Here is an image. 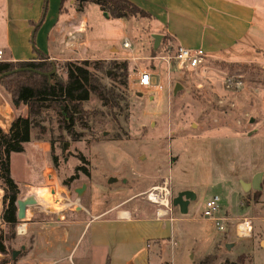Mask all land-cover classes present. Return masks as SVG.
<instances>
[{
    "label": "rangeland",
    "instance_id": "1",
    "mask_svg": "<svg viewBox=\"0 0 264 264\" xmlns=\"http://www.w3.org/2000/svg\"><path fill=\"white\" fill-rule=\"evenodd\" d=\"M92 6L86 10L91 29L81 32L85 7L81 15L75 0L63 2L57 23L65 27L63 36L59 46L52 36L49 56L56 60L47 59L54 63L58 77L63 76L59 70L63 62L102 58L110 55L112 45L118 47V54H174V48L160 50L158 45L153 49L146 28L141 31L147 22L144 15L132 12L139 23L132 18L131 29L123 32L109 25L120 23L118 19L106 20L99 12L100 19L107 22L94 25L98 8ZM48 9L47 2L45 15ZM58 9L59 0L55 16ZM139 32L140 38L136 35ZM124 41L129 47H123ZM152 62L154 70L142 59L140 67L132 71L128 68L126 86L110 79V71L103 74L102 82L115 83L125 101L120 109L111 110L100 106L91 94L83 103L82 121L73 127L75 139L60 128L56 108L39 114L38 126L23 152L10 156L11 177L18 187L16 200L29 196L35 199V204L26 206L28 214L22 220L28 224V233L19 238L14 228L0 231L5 248L0 264H15L21 256L34 253L31 248L35 244L38 249L34 250L55 264H198L211 251L216 253L213 264H264V67L207 59L195 69L179 65L172 58L169 65L159 58ZM142 68L154 74V87L138 86ZM229 79L239 84L228 86ZM175 85L179 86L176 92ZM0 90L12 103L1 83ZM15 108L27 111L23 105ZM79 166L88 174L77 170ZM256 174L260 175L259 188L243 191L239 180L251 182ZM72 175L75 177L70 180ZM164 178L170 182L172 199L182 191L178 190L180 186L198 191L186 214L173 215L174 221H159L142 213L133 221L89 222L112 205L133 210L132 216L142 207L149 208L141 200L144 191L133 200H124L137 183L146 179L158 184ZM81 187L82 192L77 194L76 189ZM3 193L0 180V212ZM214 195L220 207L214 216L226 221L202 216L205 202ZM114 216L111 212L107 217ZM244 219L251 224L248 235L239 229ZM63 232L67 233L64 241ZM94 232H99L107 244L92 246L89 240ZM156 238H163L160 246L156 253L149 247L143 261L138 254L143 253L148 240ZM71 240L72 244L77 242L76 246L65 251ZM12 251H18L14 258ZM133 255L137 257L129 262ZM63 257L64 261H59Z\"/></svg>",
    "mask_w": 264,
    "mask_h": 264
},
{
    "label": "crops",
    "instance_id": "2",
    "mask_svg": "<svg viewBox=\"0 0 264 264\" xmlns=\"http://www.w3.org/2000/svg\"><path fill=\"white\" fill-rule=\"evenodd\" d=\"M60 1L61 0H59V7ZM127 1L131 2L136 7L142 9L145 12L147 22L142 24L141 31L146 28L145 34L148 36V41L152 38L153 34L161 35V39L159 42L160 50L163 47L176 49L178 46L186 47L190 51L201 49L205 54V60L207 59L212 61L237 64L248 63L264 67V45L262 43L264 40V0ZM47 2L49 3V9L46 15L44 14V17L42 18L43 8L47 4ZM57 5L58 0H0V49L3 50L4 61L19 62L27 60H37L43 56H46L47 59L52 61L56 60V58H54L53 56H49L51 52L50 42L53 36L56 40V44L59 46V42L61 40V37L63 36V30L65 28L63 25L57 26L60 17L59 9L57 12V16H55ZM90 6L96 8V10L98 8V10L95 12L96 19L93 22L94 25L95 23L103 24L107 22L100 19V15L98 14V12L102 13L106 20L118 19L120 23L108 24L114 28L121 29L123 32L131 29L130 20H132V18H134V20L139 23L137 18L133 16L111 18L105 15V13H103V11L97 4L88 3L85 5V19H82V16L80 18L82 26L81 32L84 31V28L85 31L88 28L91 29V27L89 26V24L92 25L90 23L91 20L89 19V15L86 14V10ZM83 9L79 12L81 15L83 14ZM41 18L42 20L41 22H39ZM35 27V34L34 37H32ZM53 32H55L54 35ZM136 35L139 38L142 37L140 32ZM111 39L113 41L115 38ZM136 50L139 51V49L137 48ZM85 51L86 53L88 52L87 50ZM109 53L110 55H106L102 58L86 59L87 57H85V60L127 61V67L130 71H132L135 67H140L139 61H141L142 59L149 61L148 64L150 66V69L154 70L155 66L152 64V61L154 59H158L160 56L159 54V56L145 55L143 57L136 55L118 54L119 49L115 45L109 46ZM144 69L145 68H142L141 70L148 72ZM150 73L149 74L151 75V81L154 84L155 76L152 72ZM23 107L25 108L26 106L23 105ZM26 114L27 111L24 113L22 112V110H18L17 108H15L12 103L7 102V99L4 97L2 90H0V120H3L0 121L1 128H7V126L14 118H16L17 116H26ZM125 180V177H123L122 183H124ZM156 183L157 182L154 180L147 181L146 179L139 184L137 183L135 187L131 188L132 192L124 201H129L137 198L138 195H141L143 191H146ZM180 187L181 188L178 190L185 189L192 191L195 194V198L198 195L197 190L187 189L183 186ZM141 200L144 201V203L149 208L144 209V207H142V209L136 215L132 216V213L134 212L133 210L124 207L122 208L120 207V205H112L96 213L95 216L89 219V222L91 220H99L101 221V224H104L106 222L112 221L113 219L133 221L134 218L139 219L142 216V213H145L144 216H149L150 214V216L153 218V205L145 201L143 197H141ZM190 202L191 201H189L187 205V211L188 208L190 209ZM172 209L174 216L176 214L182 215L179 212L178 207L173 206ZM111 212H115V216L114 218L109 219L107 216ZM27 214L28 212L25 210V217ZM175 219L176 218H174V220ZM24 223L26 232L25 234H23L24 236L17 235L19 238L25 237V235L28 233V224L25 221ZM5 228L10 229L7 224L1 221L0 231L2 229L4 230ZM82 231H85V224H83ZM82 231L77 236V240L83 234ZM63 233L61 239H63L64 241L67 233ZM235 233L236 235H238L237 230ZM60 234L61 232L57 233L56 235L58 236ZM155 240H158L159 243H155ZM161 240H163V238H156L150 241L148 240L145 244L143 253L138 254L139 258H143L144 261L146 253L148 251L147 249L149 247H154L153 252L156 253V247L160 246ZM89 241H91L90 243L92 246L107 244L106 239L100 236L99 232H94V236ZM76 244L77 242H74L72 244L71 240L69 246L65 247V251L66 249L67 251H70L74 247V245L76 246ZM36 245L37 244H35L34 246L32 245L31 248L33 249L34 253L26 256H21L20 258H18L15 264L56 263L52 262V259L50 261L47 260V257L45 255H42L41 251L36 252L34 250L38 249L36 248ZM64 257L59 261H64ZM136 257L137 255H133L128 259V261L134 262V258ZM143 261H141V263ZM66 264L68 263L66 262ZM70 264L75 263L70 262Z\"/></svg>",
    "mask_w": 264,
    "mask_h": 264
},
{
    "label": "trees",
    "instance_id": "3",
    "mask_svg": "<svg viewBox=\"0 0 264 264\" xmlns=\"http://www.w3.org/2000/svg\"><path fill=\"white\" fill-rule=\"evenodd\" d=\"M63 2L64 0L60 1L59 14ZM76 2L77 10L80 11L88 3L97 4L103 13L111 18L132 16V12L145 16L142 9L127 0H76ZM45 12L46 5L43 8L42 18ZM35 30L36 27L32 37ZM52 64L54 63L48 61L46 56L37 60L19 62L0 61V83L10 94L12 104L24 105L27 108L26 116H17L7 128L0 127V180L4 190L0 218L11 229H15L17 223L15 202L18 187L11 177L10 156L12 153L23 152L24 144L31 140L32 130L38 126L39 114L44 110L56 108L60 128L75 139L73 127L78 121H82L83 103L91 94L96 96L100 106L111 110L120 109V103L125 101V98L117 92L114 81V84L106 85L102 82L101 76L110 71L108 75L110 79H118L119 83L126 86L128 77L126 61H65L59 66V70L63 73L62 77L57 76L56 70L49 77L36 72H50ZM15 69L19 70L15 71ZM7 72L10 73L5 74ZM81 160H84L83 157ZM80 169L88 174L82 166L77 167V170ZM74 177L75 175H72L69 179ZM0 253H5L1 238ZM215 259L216 253L211 251L204 255L198 264H213ZM226 264H241V262L226 261Z\"/></svg>",
    "mask_w": 264,
    "mask_h": 264
},
{
    "label": "built area",
    "instance_id": "4",
    "mask_svg": "<svg viewBox=\"0 0 264 264\" xmlns=\"http://www.w3.org/2000/svg\"><path fill=\"white\" fill-rule=\"evenodd\" d=\"M123 47H129L128 42H123ZM3 50L0 49V61H4ZM159 58L163 59L168 65L169 60L174 59L179 65H184L187 68L195 69L203 65L205 61V54L201 49H197L195 51H190L186 47L178 46L175 49L172 57L170 56H159ZM137 84L140 88L149 89L154 87L151 81V75L146 71H141L138 75ZM226 84L228 86L238 85L239 83L233 82L232 80H227ZM157 89H161L160 85H157ZM155 86V87H156ZM144 199L153 205L154 207V218L156 220H164L169 219L173 221L172 214V197L170 193V182L167 178L161 180L160 183L153 185L148 188L143 193ZM219 198L214 195L210 199H208L202 211V216L207 218H213L217 222L226 221L225 218H219L214 216L215 213L219 210ZM19 222V223H18ZM15 225V233L16 235H23L26 232V227L24 221H18ZM219 230H223L222 226H218ZM240 232L243 235H248L251 232V224L248 219H244L241 224Z\"/></svg>",
    "mask_w": 264,
    "mask_h": 264
},
{
    "label": "water",
    "instance_id": "5",
    "mask_svg": "<svg viewBox=\"0 0 264 264\" xmlns=\"http://www.w3.org/2000/svg\"><path fill=\"white\" fill-rule=\"evenodd\" d=\"M152 39H153V49L155 50L160 42L161 39V35L159 34H153L152 35ZM19 69H15V71H17ZM40 74H45L47 77L50 76L51 73L55 72V65L52 64V69L50 72L47 73H42L40 71H36ZM10 72H7L5 74H8ZM179 88L178 85H175L174 87V92L177 91V89ZM66 145L63 146V149L65 150ZM259 182H260V175L256 174L253 178L251 182H244L242 180H239V184L240 187L243 191H248L249 189H258L259 188ZM82 187L76 189V193L80 194L82 192ZM195 199V194L190 191V190H182L179 191L176 196L172 199V205L175 207H178L179 212L181 214H185L187 211V205L189 203V201L194 200ZM17 210H16V219L18 221H22L25 219V209L26 206L28 205H33L35 204V199L32 196L26 197L24 199H18L15 202ZM239 235V234H238ZM18 253V251H12V258L15 257V255Z\"/></svg>",
    "mask_w": 264,
    "mask_h": 264
},
{
    "label": "bare ground",
    "instance_id": "6",
    "mask_svg": "<svg viewBox=\"0 0 264 264\" xmlns=\"http://www.w3.org/2000/svg\"><path fill=\"white\" fill-rule=\"evenodd\" d=\"M240 229V228H239Z\"/></svg>",
    "mask_w": 264,
    "mask_h": 264
}]
</instances>
